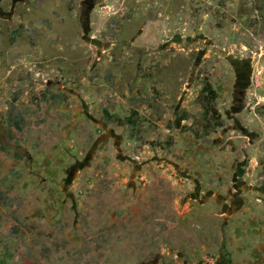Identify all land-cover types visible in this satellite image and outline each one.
Returning a JSON list of instances; mask_svg holds the SVG:
<instances>
[{"label": "rangeland", "instance_id": "rangeland-1", "mask_svg": "<svg viewBox=\"0 0 264 264\" xmlns=\"http://www.w3.org/2000/svg\"><path fill=\"white\" fill-rule=\"evenodd\" d=\"M214 261L264 264V0H0V264Z\"/></svg>", "mask_w": 264, "mask_h": 264}, {"label": "flooded vegetation", "instance_id": "flooded-vegetation-1", "mask_svg": "<svg viewBox=\"0 0 264 264\" xmlns=\"http://www.w3.org/2000/svg\"><path fill=\"white\" fill-rule=\"evenodd\" d=\"M250 83V79L248 78H241V85L243 86H247ZM229 117V116H227ZM244 168L245 166L243 165V163L240 164L239 169H237L233 175V185L232 188H230L227 192V194L224 196V198H222V200H220V202L222 204H219V206L222 208L224 214L226 215L228 213V215L230 217H232L234 214L240 212L244 205H245V200L242 197L243 194H247L249 192H252L254 190V188H251L250 185L246 184V182L243 180L245 177V173H244ZM195 186H196V194L195 197H199V195L201 194L200 192V186L199 183L197 181H194ZM212 194L209 193L208 196H211ZM240 204L239 209L234 212L231 207L233 204ZM226 210H228V212H226ZM212 264H229L226 261H214V263Z\"/></svg>", "mask_w": 264, "mask_h": 264}, {"label": "trees", "instance_id": "trees-1", "mask_svg": "<svg viewBox=\"0 0 264 264\" xmlns=\"http://www.w3.org/2000/svg\"><path fill=\"white\" fill-rule=\"evenodd\" d=\"M202 93H204L207 98H205V105H203L205 108H206V113L209 114V113H213V114H210V115H207V116H219L215 110H214V107H213V103L214 101L216 100L217 96H216V92L214 90H212V86L211 84L207 83L205 88L203 89ZM216 121V125L217 127H222V123L220 121V119L218 120H215Z\"/></svg>", "mask_w": 264, "mask_h": 264}]
</instances>
